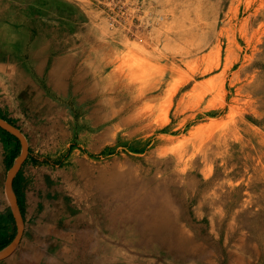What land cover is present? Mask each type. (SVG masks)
<instances>
[{
    "label": "rangeland",
    "instance_id": "374dc122",
    "mask_svg": "<svg viewBox=\"0 0 264 264\" xmlns=\"http://www.w3.org/2000/svg\"><path fill=\"white\" fill-rule=\"evenodd\" d=\"M1 35L50 264H264V0H0Z\"/></svg>",
    "mask_w": 264,
    "mask_h": 264
},
{
    "label": "crops",
    "instance_id": "0c3cea01",
    "mask_svg": "<svg viewBox=\"0 0 264 264\" xmlns=\"http://www.w3.org/2000/svg\"><path fill=\"white\" fill-rule=\"evenodd\" d=\"M14 142V138L8 137L0 129V251L15 236V220L5 188L7 167L12 160H17L13 155ZM35 181V175L28 166L24 168L22 165L13 175L11 187L20 207L24 227L20 240L10 253L0 258V264H50L55 260L53 252L49 251L53 249L54 242L61 239L51 233L56 218V208L53 207L56 201L51 196L39 193Z\"/></svg>",
    "mask_w": 264,
    "mask_h": 264
},
{
    "label": "water",
    "instance_id": "95a60500",
    "mask_svg": "<svg viewBox=\"0 0 264 264\" xmlns=\"http://www.w3.org/2000/svg\"><path fill=\"white\" fill-rule=\"evenodd\" d=\"M0 128L14 135L21 143L20 155L17 158V160L14 162V164L7 170L6 180H5V188L7 193H9L8 198L10 202V209L15 220L16 232L12 242L5 249L0 251V258H1L7 255L8 253H10L14 249V247L20 240L23 232V227H24L23 217L15 193L11 187V181L13 175L15 174L18 167L21 165V163L23 162L24 158L27 155V144L23 133L20 131V129L17 126H15L10 121L0 117Z\"/></svg>",
    "mask_w": 264,
    "mask_h": 264
},
{
    "label": "bare ground",
    "instance_id": "6f19581e",
    "mask_svg": "<svg viewBox=\"0 0 264 264\" xmlns=\"http://www.w3.org/2000/svg\"><path fill=\"white\" fill-rule=\"evenodd\" d=\"M0 38H4V36L3 35H1V37ZM26 63V61L24 60V63L23 64H25ZM20 64V63H19ZM22 72V71H21ZM23 74L22 75H20V77H21V80L22 79H24V78H27L28 77V75L31 73V72H22ZM28 78H30V77H28ZM24 83V82H23ZM23 85V84H22ZM25 87V86H24ZM23 88V87H22ZM129 89V88H128ZM23 90V89H22ZM25 90V89H24ZM36 90V89H35ZM34 90V91H35ZM20 93L22 92V91H19ZM26 92V90L24 91V93ZM102 92V91H101ZM30 93V92H29ZM41 93V92H40ZM8 195H9V193H8ZM154 250L155 249H153V250H151V249H149V246H144V247H140L139 249H137L136 251L138 252V253H141V252H148V254L150 255V256H152L153 255V253L152 252H154ZM127 259H129V258H127ZM130 260V259H129ZM128 260V261H129ZM89 259L88 258H86V257H83V258H81V263L80 264H89ZM131 261V260H130ZM150 263V262H149ZM146 264H148V262L146 263Z\"/></svg>",
    "mask_w": 264,
    "mask_h": 264
},
{
    "label": "trees",
    "instance_id": "16d2710c",
    "mask_svg": "<svg viewBox=\"0 0 264 264\" xmlns=\"http://www.w3.org/2000/svg\"><path fill=\"white\" fill-rule=\"evenodd\" d=\"M3 132L7 133V135H8V136H10V137H12V138H15V139H16V137H15V136L11 135L10 133L6 132L5 130H3Z\"/></svg>",
    "mask_w": 264,
    "mask_h": 264
}]
</instances>
